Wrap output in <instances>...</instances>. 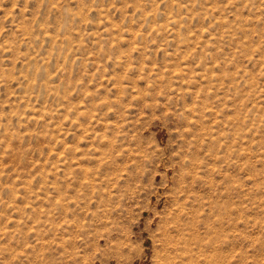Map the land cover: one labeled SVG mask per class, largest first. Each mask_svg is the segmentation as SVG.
Returning <instances> with one entry per match:
<instances>
[{
  "label": "rangeland",
  "instance_id": "rangeland-1",
  "mask_svg": "<svg viewBox=\"0 0 264 264\" xmlns=\"http://www.w3.org/2000/svg\"><path fill=\"white\" fill-rule=\"evenodd\" d=\"M0 264H264V0H0Z\"/></svg>",
  "mask_w": 264,
  "mask_h": 264
},
{
  "label": "bare ground",
  "instance_id": "bare-ground-1",
  "mask_svg": "<svg viewBox=\"0 0 264 264\" xmlns=\"http://www.w3.org/2000/svg\"><path fill=\"white\" fill-rule=\"evenodd\" d=\"M177 230V229H176Z\"/></svg>",
  "mask_w": 264,
  "mask_h": 264
}]
</instances>
